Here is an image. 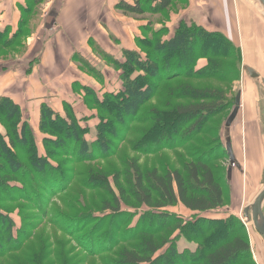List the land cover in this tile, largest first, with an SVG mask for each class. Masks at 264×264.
I'll use <instances>...</instances> for the list:
<instances>
[{"label": "trees", "instance_id": "trees-1", "mask_svg": "<svg viewBox=\"0 0 264 264\" xmlns=\"http://www.w3.org/2000/svg\"><path fill=\"white\" fill-rule=\"evenodd\" d=\"M47 1L25 0L15 25L0 21V49L16 52L17 47L25 45L32 33L30 21ZM133 2L120 1L116 10L141 20L148 14L157 15L159 22L169 19L181 2L185 6L187 3ZM154 25L149 22L140 29L137 50L123 49V61L91 40V48L110 65L122 89L103 93L74 81L71 87L88 109L82 118L66 100L59 111L47 99H41L42 153L27 110L13 97L0 96V124L6 132H0V257L21 252L46 215L52 216L53 224L60 225L57 229L77 240L87 257L100 259L101 264H258L246 224L236 215L222 216L225 213L218 211L224 205V182L230 176L221 175L218 162L231 159L224 139L231 140L226 123L236 97L230 101L223 88H203L193 82L229 85L242 66V49L237 40L222 31L195 23L181 21L173 30L165 25L155 30ZM92 57L75 55L74 62L82 73L104 86L106 74ZM202 60L206 62L203 66ZM40 64L41 59L35 58L26 75L30 76ZM163 86L165 89H161ZM161 95L166 99H162L163 106H149ZM91 107L96 112L91 113ZM221 116L224 121H217ZM139 123L143 128L134 126ZM93 129L97 130L96 137L92 136ZM132 133L129 143L138 157L127 156L123 167L109 172L81 173L84 185L109 196L102 204L101 213L105 214L98 216L90 211L72 220L57 219L59 215L52 213L49 206L75 181L76 169L72 166L116 154ZM166 151L183 152L179 153L181 165L169 167L168 160L160 169L157 164L141 163V156L148 158ZM7 202L21 203L31 211L23 209L20 228L6 210ZM178 205L190 211L193 218L187 220L169 212ZM124 207L135 209V213ZM143 207L149 211H143ZM137 215V226L127 228L128 221ZM73 227L78 233L73 232ZM183 239L197 244V248L180 250ZM58 252L64 255L63 264L83 262L72 261L63 250ZM13 256L17 264H24L22 256ZM40 256L27 257L29 264H41L45 255Z\"/></svg>", "mask_w": 264, "mask_h": 264}, {"label": "rangeland", "instance_id": "rangeland-1", "mask_svg": "<svg viewBox=\"0 0 264 264\" xmlns=\"http://www.w3.org/2000/svg\"><path fill=\"white\" fill-rule=\"evenodd\" d=\"M245 1L254 5L259 11L257 13H259L260 16L264 19V9L261 5V2H259L258 0ZM48 2L49 1H47L41 6L40 12L38 11L33 15L29 25V28L31 29L32 33L31 36H29V38L25 40L24 46H21L19 48L17 47L16 52L0 49V58H3L0 64V66H2L0 67V81L1 75H3V69H11L14 67L19 68L23 72H27L29 68V62H32L35 58L38 59L41 57L43 44L42 42L37 41L38 37L41 36H36V34L38 32L37 30L39 29V27L42 26L44 20L43 15H45L44 11L49 5ZM180 5L181 8H175L174 11L171 12L179 14L180 11H182L185 7L183 2H181ZM5 6L7 7L8 3ZM117 12L119 14L124 15L118 10ZM124 16L129 19L131 23L136 22L138 24L139 22H147L146 25H148L149 22H152L153 24L155 23V30L161 29L164 25L168 27L171 26L170 15L169 19L164 20L163 22L157 21V19L160 18V16L157 15L151 16L150 14H148L146 18L142 20L140 18L135 19L134 17L127 15ZM2 20L3 19L1 18L0 21ZM169 28L171 29V27ZM55 35V33H52L50 37H54ZM117 38L118 37L115 34L111 33L107 41L102 44L105 48L111 49L112 46L116 47L113 52L115 56L120 55V46L127 44V42H124L122 44L121 40L118 38V41ZM126 40L130 41L129 38H126ZM44 42H46V40ZM260 45L264 47V42L261 41ZM134 46L137 47L136 39ZM239 46L242 49V60L243 56H245V61L248 65L253 66L255 63H258L260 69L256 70L255 68V72L259 75V77L254 78L249 74L247 70L248 67L246 66L247 64L245 65L243 60L242 66H240L239 71L235 75V79L229 85H222V83L220 82L217 83L202 80L193 82L197 86L203 88L207 86H217L223 88L230 101H234V98L237 97L239 92L242 93L241 110L237 118L231 124L230 128H227L225 125V127L228 129L227 134L229 135L231 140L227 141L226 139H224V141L225 144L230 143L232 147V152L234 153L233 157L235 156V160L225 159L220 160L218 162V166L220 167V169H222L221 175L228 176V174H230V176H228V181L224 182L226 183L224 184L225 202L223 207H221L218 211L225 213L222 216H226L228 214L238 216L242 220V222L248 227L249 224H252V221L250 220V218H247L245 216V209L252 204L257 195L261 192L262 189H264V56L263 58L261 57L263 59L262 62V59H259V55H255L250 48H248L247 46ZM34 47L35 49L32 50ZM91 57L94 58V64L99 69L103 70V73L106 74V81L104 85L105 88L103 89H101V86L99 85V82L96 78L91 76L90 80L87 79L85 76L78 74L79 71L76 68V65L74 64H67V66L64 68V75L62 76V78L55 79L54 76L52 80L43 82L30 81L29 77L23 72L21 77V74L15 70L16 75L10 79L11 85L13 83L11 89L16 94V96L20 98L22 97L25 99H35L45 97V99L48 100V103L58 110L62 109V102L66 100L71 105H73L75 109L78 110H76L77 114L81 115L82 111L85 110V108L87 107L84 105V101L81 99V97L71 87L73 83H75V80L80 82L82 81V84L90 83L92 87H95L97 90H100V92L106 89L107 83V89L114 91H118L119 89V81L117 75L110 69V65L107 62L99 59L98 55L95 54L94 51L93 54L91 53ZM17 58L24 63V66H21L19 62L15 63L13 61ZM202 64H204V62H202ZM81 74L83 73L81 72ZM60 79H62L63 81H59ZM44 87L45 90H43ZM161 89H165L164 86ZM163 98L164 95H161V98L155 100L153 104L151 102L149 106L156 104H159L161 106L162 101L166 100ZM233 106L231 107V110L232 108H235V106ZM34 108H36V106H31L30 108H28V110H33ZM33 112L34 113L31 112V115L33 119H35L37 111L34 110ZM92 112H96L95 107H91V113ZM228 113H230V111ZM85 114L86 113L83 112L82 115L84 116ZM219 120L224 121V116H221L217 121ZM252 120L256 121L250 122ZM93 123L96 124L97 121H93ZM224 124L225 123H223V125ZM134 126L138 129L143 128V124L140 123L134 124ZM0 129L1 131H3L4 134H6L4 127L0 126ZM96 132L97 130L93 129L92 136H95ZM133 137L134 134L132 133L130 137L128 136V138L121 143V146L118 149L117 153H114V155L108 158L106 157L104 159H96L93 162H87L82 163L80 165L72 166L73 169H76V172L73 174L72 179H75V181L72 182L71 185L67 187L64 191H62L60 195L56 196L52 200L51 205L49 206L50 211L52 213H57V215H59V218L57 219H63L67 217L69 219L66 220H72L81 216H86L90 213V211L93 212V215L102 216V214H105L101 213L103 212L102 204L106 199H108L109 196L105 192H101L98 188L89 189L91 188L90 186L84 185L85 176H83L81 173L85 174L89 170H103L105 172H109L112 169L115 170L116 168L123 167L124 160L127 156L138 157V152L134 151L129 143V141ZM252 141H256V144L261 147H258L259 152L261 153V160H259L256 154H254L255 150H252V152H250L249 150V142ZM42 152L43 150L41 149V153ZM179 153L183 154V152L166 151L151 155L148 158H145V156H141V163H145V161H147L150 166H154L157 164L160 169H163V167L166 166L169 161L170 164L167 165L169 167H172L173 164L176 166H180L181 162ZM6 205L9 206L5 207L6 210L11 212V217H13V219L16 221L17 226L20 228L21 222L23 221V209L26 212L31 211L28 210L27 206H24L21 203L12 204L7 202ZM123 210L130 212L131 214L135 213V209L124 207ZM144 210L149 211L147 207H143V211ZM168 210L169 212L184 217L187 220H191L193 218L191 212L188 211L182 205L172 207ZM35 211L37 210L35 209ZM139 217L140 215H137L132 220H129L126 227L135 228L138 224ZM51 219H53L52 216L47 217L46 215H44L43 218L40 219V223L34 230L33 234L27 240L26 247H24V249L17 254H9L8 256L0 257V263L3 262L4 264H17V262L13 259V255H15L22 256L21 261L24 264H29V258L27 259V257H30V255H32L33 258V254H39L42 256V254L44 253V257L40 256L42 259L40 261L41 264H63L62 260L64 255L63 253L60 254L58 252L59 250H63V252H65V254L72 261L82 260V264H101L102 261L100 259L94 261L92 258L87 257L85 252L82 251L79 247L77 240H75L71 235H66L65 233H63V231L57 229L60 225L53 224L51 222ZM73 228L75 229V231L73 232L75 234L78 233L76 227ZM78 236H81V234H79ZM262 242L264 244L263 239ZM60 246L63 247V249ZM179 248L180 250L186 248L195 250L197 248V244L193 242L189 243L183 239L179 242ZM52 251L55 252V254H59H57V256L55 257V254H51ZM81 252H83V254L80 255Z\"/></svg>", "mask_w": 264, "mask_h": 264}, {"label": "crops", "instance_id": "crops-1", "mask_svg": "<svg viewBox=\"0 0 264 264\" xmlns=\"http://www.w3.org/2000/svg\"><path fill=\"white\" fill-rule=\"evenodd\" d=\"M48 1L49 5L44 11L45 15H43L44 20L42 26L39 27L36 34V36H41L38 37L37 41L42 42L43 44V50L40 57L41 64L36 66L32 74L28 76L30 81H48L52 80L54 76L55 79L62 78L64 75V68L67 66V64L76 65V68L79 71L78 74L91 80V77L88 75L84 73L81 74L79 66L74 62V56L78 55L85 59L91 57V53L93 54L91 40H93L103 50L113 55L116 59L123 61V49L127 48L137 50V47L134 46L135 39L141 36V31L139 29L147 24V22H139L138 24L136 22L131 23L124 15L117 12L116 6L120 1H126L130 4H134L133 0ZM186 1V6L182 11H180L179 14L174 12L170 13L171 26L169 27H171V30H173L181 21H185L188 24L195 23L199 26L222 31L229 38L237 40L241 47L247 46L252 50V52H254L255 55L258 54L259 59L263 58L264 47L261 46L260 43L261 41L264 42V19L259 13H257L259 11L254 5L247 3L245 0H236L235 2L234 0ZM7 3L8 6L6 7L5 5ZM20 6L25 7V0H0V19H3V22L1 21V23L15 25L20 17ZM52 33H55L56 35L54 37H50ZM111 33L115 34L121 40L122 44L127 42L126 45L120 46V55L115 56L113 54L116 47L112 46L110 49L105 48L102 45L107 41ZM118 38L117 40L119 41ZM126 38H129L130 41H127ZM45 40L46 42H44ZM34 49L35 47L32 50ZM243 60L244 64L246 65L247 63L245 61V56H243ZM14 62H19L21 66H24V63L20 59ZM202 62H204V64H202ZM200 64L203 66L206 64V62L202 60ZM254 65L250 66L247 64L246 66L253 69L254 71L255 68L256 70L260 69L258 63H255ZM15 70L18 71L22 77L23 71L19 68L13 67L11 69H3V75H1L0 81V96L6 95L13 97L23 109L27 110L26 116L31 122L33 131L36 134L40 150H43V137L39 132V119L40 107L42 104L41 99L45 97L35 99L17 97L11 89L13 83L11 85L10 82V79L16 75ZM23 73L26 75V72ZM59 81L63 80L60 79ZM86 85L91 86L90 83H83V86ZM103 88H105V86H101V89ZM121 89V84L119 83L118 91L109 90L106 87V89H104L102 92L118 93ZM43 90H45V87ZM31 106H36V108L33 110H28V108ZM34 110L37 111L35 119H33L31 115V112L34 113ZM76 110L77 109L74 108V111L77 114L78 110ZM87 111L88 109L85 108V110L82 111V114L83 112L85 113ZM82 114L78 116L82 118ZM254 121L256 120H252L250 122ZM0 126L3 127L1 124ZM0 132L3 133L1 129ZM95 136L93 135V137ZM258 147L260 146L256 144V141L249 142L250 152L255 150L254 154H256L259 160H261V153L259 152Z\"/></svg>", "mask_w": 264, "mask_h": 264}, {"label": "water", "instance_id": "water-1", "mask_svg": "<svg viewBox=\"0 0 264 264\" xmlns=\"http://www.w3.org/2000/svg\"><path fill=\"white\" fill-rule=\"evenodd\" d=\"M259 1L262 3L264 7V0H259ZM248 71L251 75H254L255 78L258 77V75L255 74L252 69H248ZM241 101H242V93L239 92L236 97L234 111L227 122L228 127H231V124L237 118L241 109ZM228 152L229 155L231 156V160H233L234 157L230 143H228ZM263 208H264V189H262L261 192L257 195L253 205H250L245 209V216L247 218H250V220L252 221V225L248 226L247 228L253 240L254 255L258 264H264V244L261 240V238L264 239V211H263L264 209ZM261 221L262 223L260 224Z\"/></svg>", "mask_w": 264, "mask_h": 264}, {"label": "bare ground", "instance_id": "bare-ground-1", "mask_svg": "<svg viewBox=\"0 0 264 264\" xmlns=\"http://www.w3.org/2000/svg\"><path fill=\"white\" fill-rule=\"evenodd\" d=\"M235 1H236V0H235ZM235 1H234V2H235ZM258 1H259V0H258ZM259 2H260V1H259ZM261 5H262V3H261ZM262 7H263V5H262ZM263 9H264V7H263ZM248 69H251V68H247V70H248ZM252 70H253V69H252ZM253 71H254V70H253ZM248 72H249V71H248ZM254 73L257 74L255 71H254ZM249 74H250V73H249ZM250 75H251V74H250ZM257 75H258V74H257ZM251 76H253V77L255 78L254 75H251ZM258 77H259V75H258ZM241 102H242V101H241ZM235 103H236V102H235ZM240 110H241V109H240ZM233 111H234V109H233ZM232 113H233V112H232ZM227 147H228V145H227ZM233 155H234V153H233ZM230 158H231V157H230ZM234 160H235V156H234ZM233 162H234V161H233ZM253 203H254V201L252 202L251 205H253ZM263 209H264V208H263ZM261 223H262V221L260 222V224H261ZM250 225H252V224H249V226H250ZM262 239H263V238H261V240H262ZM263 240H264V239H263Z\"/></svg>", "mask_w": 264, "mask_h": 264}]
</instances>
